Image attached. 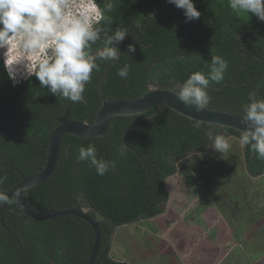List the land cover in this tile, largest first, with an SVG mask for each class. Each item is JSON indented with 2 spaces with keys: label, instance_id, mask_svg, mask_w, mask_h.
I'll list each match as a JSON object with an SVG mask.
<instances>
[{
  "label": "trees",
  "instance_id": "trees-1",
  "mask_svg": "<svg viewBox=\"0 0 264 264\" xmlns=\"http://www.w3.org/2000/svg\"><path fill=\"white\" fill-rule=\"evenodd\" d=\"M106 0H97L101 7ZM201 13L185 22L183 10L167 0H113L111 23L92 51L103 47L105 32L111 35L127 27L129 35L118 47L115 63L97 61L99 70L86 85L85 103H72L39 85L33 76L12 85L0 61V190L8 193L20 180L45 165L52 131L66 121L92 123L101 106V90L107 100L135 99L150 88L178 89L196 71L207 75L211 57L228 61L225 78L210 83L211 109L243 116L242 104L249 92L264 98V22L255 16H237L227 0H192ZM135 47L134 53L128 46ZM130 65L121 79L118 69ZM153 108L131 117H114L103 137L81 139L65 135L51 177L25 193L35 212L76 209L93 218L101 243L95 264H126L114 257L113 233L124 225L145 221L164 212L168 200L165 179L177 163L190 155H204L207 136L224 134L239 142L240 132L191 121L168 108L149 117ZM126 132V133H125ZM95 144L97 157L116 162L114 171L98 176L88 162H77L78 149ZM241 163L249 178L264 176V160L240 147ZM0 216V264H87L93 233L82 220L64 216L36 221L26 217L15 196Z\"/></svg>",
  "mask_w": 264,
  "mask_h": 264
},
{
  "label": "clouds",
  "instance_id": "clouds-1",
  "mask_svg": "<svg viewBox=\"0 0 264 264\" xmlns=\"http://www.w3.org/2000/svg\"><path fill=\"white\" fill-rule=\"evenodd\" d=\"M177 9L183 10L185 22L200 18L192 0H167ZM228 7L237 16H255L264 22V0H227ZM113 0H106L103 7L97 0H0V61L12 85L35 77L39 85L54 96H61L72 103H85L86 85L92 73L99 70L97 61L115 63L121 58L118 45L129 35L127 27L117 28L111 35L105 32L103 47L92 51L101 40L105 30L101 22L111 23ZM250 18V17H249ZM134 53L135 47L128 46ZM228 61L220 55L211 57L209 71L193 72L186 81L173 89L174 96L186 106L204 110L210 103V83H220L225 78ZM130 65L118 69L121 79L129 76ZM249 103L242 104V123L239 146L248 148L257 158L264 160V98L256 91L249 92ZM207 136L212 140L208 146L221 155L232 149L233 138L224 134ZM95 144L81 146L77 162H88L98 176L114 171L116 162L97 157ZM199 155V153H197ZM6 177L0 176V185ZM21 190L15 193L19 202ZM8 193L0 190V207L12 203Z\"/></svg>",
  "mask_w": 264,
  "mask_h": 264
},
{
  "label": "rangeland",
  "instance_id": "rangeland-1",
  "mask_svg": "<svg viewBox=\"0 0 264 264\" xmlns=\"http://www.w3.org/2000/svg\"><path fill=\"white\" fill-rule=\"evenodd\" d=\"M192 154L165 179L162 214L113 233L126 264H264V176L245 175L239 142Z\"/></svg>",
  "mask_w": 264,
  "mask_h": 264
},
{
  "label": "water",
  "instance_id": "water-1",
  "mask_svg": "<svg viewBox=\"0 0 264 264\" xmlns=\"http://www.w3.org/2000/svg\"><path fill=\"white\" fill-rule=\"evenodd\" d=\"M106 71L100 81L98 93L101 98V106L98 109L92 123H82L79 121H66L59 124L51 133L47 145L46 161L41 170L35 174L23 177L8 192L9 198L15 196L17 189L21 190L18 206L23 214L36 221H46L61 218L64 216L76 217L84 221L93 233V243L90 249L87 264H95L97 253L100 248L101 234L96 221L88 216L85 211L76 209L60 210L50 213H38L33 211L25 201L27 190L34 188L48 180L55 170L61 141L65 135L81 139H91L103 137L114 117H131L143 114L153 108L155 112L149 117L158 114L162 108H168L173 112L199 123L217 125L232 129L237 132L245 130V124L242 123V116L207 107L204 110L197 111L194 106H186L174 96L173 91L169 89L150 88L135 99L130 100H107L101 90V85L107 73ZM126 133V132H125ZM7 205L0 207V216Z\"/></svg>",
  "mask_w": 264,
  "mask_h": 264
}]
</instances>
